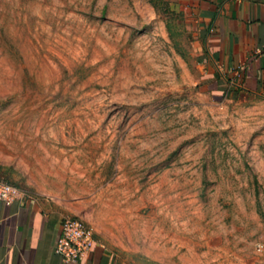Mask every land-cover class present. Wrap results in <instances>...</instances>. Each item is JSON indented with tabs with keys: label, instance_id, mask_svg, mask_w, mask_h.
<instances>
[{
	"label": "rangeland",
	"instance_id": "1",
	"mask_svg": "<svg viewBox=\"0 0 264 264\" xmlns=\"http://www.w3.org/2000/svg\"><path fill=\"white\" fill-rule=\"evenodd\" d=\"M198 0H0V178L125 264H264V96L198 84Z\"/></svg>",
	"mask_w": 264,
	"mask_h": 264
},
{
	"label": "crops",
	"instance_id": "2",
	"mask_svg": "<svg viewBox=\"0 0 264 264\" xmlns=\"http://www.w3.org/2000/svg\"><path fill=\"white\" fill-rule=\"evenodd\" d=\"M195 10L204 40L198 54V84L215 102L239 91L264 96V0H198ZM71 206L29 198L0 203V264H74L55 252ZM79 264H125L97 239Z\"/></svg>",
	"mask_w": 264,
	"mask_h": 264
},
{
	"label": "built area",
	"instance_id": "3",
	"mask_svg": "<svg viewBox=\"0 0 264 264\" xmlns=\"http://www.w3.org/2000/svg\"><path fill=\"white\" fill-rule=\"evenodd\" d=\"M26 198L27 194L21 188L0 178V203H14ZM96 243L95 232L84 219L67 216L62 222L55 252L65 262L79 264L90 258Z\"/></svg>",
	"mask_w": 264,
	"mask_h": 264
}]
</instances>
